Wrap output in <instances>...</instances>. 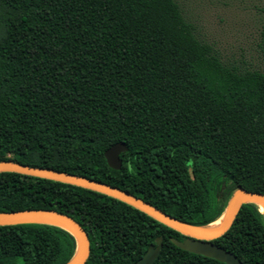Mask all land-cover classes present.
<instances>
[{"label": "trees", "instance_id": "obj_1", "mask_svg": "<svg viewBox=\"0 0 264 264\" xmlns=\"http://www.w3.org/2000/svg\"><path fill=\"white\" fill-rule=\"evenodd\" d=\"M260 50L264 59V26ZM125 142L121 169L105 152ZM129 191L207 225L238 188L264 193V68L225 63L177 0H0V160ZM54 209L88 233L85 264H227L178 247L185 235L85 187L0 172V212ZM264 264V214L241 206L213 240ZM76 239L52 224L0 225V264H65Z\"/></svg>", "mask_w": 264, "mask_h": 264}, {"label": "water", "instance_id": "obj_2", "mask_svg": "<svg viewBox=\"0 0 264 264\" xmlns=\"http://www.w3.org/2000/svg\"><path fill=\"white\" fill-rule=\"evenodd\" d=\"M126 150L127 146L125 142H117L106 150L105 157L111 168L121 169L123 164L121 153ZM4 171L18 172L25 175L70 183L122 200L185 235L186 238L184 240H179L174 237L171 238L172 242L178 247L193 253L215 258L227 264H242V261L237 255L217 245L213 240L222 236L230 228L243 204L253 203L264 214V211L261 209V206L264 207V193L238 188L230 196L223 213L219 217H223L219 226L211 230L209 226L212 222L207 225H196L178 219L129 191L85 176L53 168L23 164L11 159L0 160V172ZM20 223L52 224L67 230L75 237L77 247L73 257L65 264L86 263L90 255L88 233L72 216L54 209H26L0 212V225ZM162 248L163 237L158 236L155 238V244H151L145 254L131 264H153L159 257Z\"/></svg>", "mask_w": 264, "mask_h": 264}, {"label": "rangeland", "instance_id": "obj_3", "mask_svg": "<svg viewBox=\"0 0 264 264\" xmlns=\"http://www.w3.org/2000/svg\"><path fill=\"white\" fill-rule=\"evenodd\" d=\"M198 37L211 43L225 63L263 69L260 50L264 0H177Z\"/></svg>", "mask_w": 264, "mask_h": 264}, {"label": "bare ground", "instance_id": "obj_4", "mask_svg": "<svg viewBox=\"0 0 264 264\" xmlns=\"http://www.w3.org/2000/svg\"><path fill=\"white\" fill-rule=\"evenodd\" d=\"M261 209L264 211V207H263V206H261ZM222 218H223V217H221V218L215 220L214 222H212V223L210 224V226H209V229L212 230V229L217 228V227L219 226V224H220Z\"/></svg>", "mask_w": 264, "mask_h": 264}]
</instances>
